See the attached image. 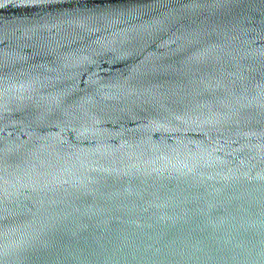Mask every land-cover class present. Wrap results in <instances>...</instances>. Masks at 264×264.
Segmentation results:
<instances>
[{
	"label": "water",
	"instance_id": "obj_1",
	"mask_svg": "<svg viewBox=\"0 0 264 264\" xmlns=\"http://www.w3.org/2000/svg\"><path fill=\"white\" fill-rule=\"evenodd\" d=\"M0 264H264V0H0Z\"/></svg>",
	"mask_w": 264,
	"mask_h": 264
}]
</instances>
